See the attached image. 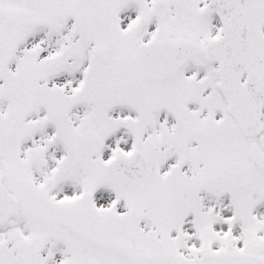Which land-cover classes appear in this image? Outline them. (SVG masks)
Returning a JSON list of instances; mask_svg holds the SVG:
<instances>
[{
    "label": "snow or ice",
    "instance_id": "6c2138e0",
    "mask_svg": "<svg viewBox=\"0 0 264 264\" xmlns=\"http://www.w3.org/2000/svg\"><path fill=\"white\" fill-rule=\"evenodd\" d=\"M0 264H264V0H0Z\"/></svg>",
    "mask_w": 264,
    "mask_h": 264
}]
</instances>
